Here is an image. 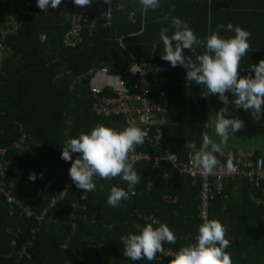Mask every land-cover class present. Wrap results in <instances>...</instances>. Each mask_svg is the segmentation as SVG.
<instances>
[{"label": "trees", "instance_id": "trees-1", "mask_svg": "<svg viewBox=\"0 0 264 264\" xmlns=\"http://www.w3.org/2000/svg\"><path fill=\"white\" fill-rule=\"evenodd\" d=\"M159 2L160 8L143 11L139 0H113V5L92 0L90 7L62 0L57 8L50 5L42 12L37 0H28L27 10L15 8L9 20L0 22V30L5 23L8 28L16 24L19 28L13 35L0 34V43L7 47L0 61V264H169L172 258L133 261L124 256L120 237L137 232V225L143 227L152 219L158 222L154 227L166 223L176 236L174 243L162 245L179 251L194 243L202 222L198 217L199 179L181 174L165 160L157 169L150 163L134 164L141 175L135 195L130 193L129 199L112 207L107 204L111 187L127 190V182L120 176L95 178V190L87 193L70 179L72 161L61 159L67 138L90 132L97 124L117 130L127 126L123 115L107 117L94 110L97 99L90 83L97 74L108 68L133 84L137 78L129 71L131 64L152 57L167 66V71L154 76H162L166 83L149 99L166 93L162 129L172 151L187 161L190 149L186 143L195 142L199 148L202 134L210 136V128H204L209 95L203 97L204 87L186 80L183 66L172 67L161 58L160 29L168 27L171 36L175 31L171 20L179 17L198 39L206 41L223 25L219 32L223 37L235 35L234 28L240 26L249 29L255 40L256 25L264 19V0ZM74 18L81 27V42L76 47L65 46L63 39ZM229 23L233 31L227 30ZM194 47V53L184 49L185 56L193 60L205 50ZM259 47L262 50L257 45L250 47L242 62L264 53V45ZM242 65L251 68L253 64ZM240 72L241 68L238 76ZM111 91L102 95L116 96ZM145 150L165 156L162 146L147 145ZM239 150L224 148V154L217 157L231 153L236 159ZM245 150L253 151L257 159L264 158V152ZM78 155L72 153V159ZM32 172L34 182L29 180ZM153 172L168 176L149 187L148 175ZM241 177L230 184L229 198L221 195L212 203L210 219L227 227L225 238L231 244L225 251L233 264H264V204L257 202L264 199L263 188Z\"/></svg>", "mask_w": 264, "mask_h": 264}, {"label": "clouds", "instance_id": "clouds-1", "mask_svg": "<svg viewBox=\"0 0 264 264\" xmlns=\"http://www.w3.org/2000/svg\"><path fill=\"white\" fill-rule=\"evenodd\" d=\"M62 0H37V6L42 12H47L49 4L57 8ZM106 3L109 0H105ZM143 11L158 9L161 7L159 0H139ZM92 0H74L79 7L91 6ZM123 5L121 4V8ZM173 9L175 6H172ZM167 19V17H165ZM171 27L175 29L171 36L168 35V27H162L159 33V41L163 43L161 58L169 62L172 67L183 66L186 69V80L202 85L203 97L209 94L218 95L223 102L216 112L214 127L220 137L219 142H214L207 132L202 134V143L199 148L195 142H187L186 148L192 150L193 163L203 173L213 174L217 168H221L225 174L231 175L238 171L233 162L235 157L229 153L226 163L221 165L217 154L223 155L230 135L245 127L244 121L238 116L228 114V105L236 109L250 110L253 119L259 121L264 115V59L258 64H253L250 74L238 76L241 58L248 53L250 48L249 37L251 32L240 26L229 23L228 31H233L232 37L219 35L218 26L207 38L198 39L187 22L179 17H173ZM194 45L201 46L205 50L193 60L191 55L185 56L184 49L196 51ZM254 72V75L251 74ZM226 93L234 97L229 100ZM213 121L210 117L205 122L204 128H211ZM146 132L140 127L129 125L117 130L111 126L97 124L90 132H81L79 136L69 137L65 140L61 159L72 161L69 168V176L78 189L89 193L95 190V178L109 179L120 176L127 182V190L119 186H112L107 197V204L118 207L122 200H127L135 195V186L140 182L141 175L134 168L138 159H130L129 153L134 146H142L145 142ZM72 153L79 155L73 160ZM264 165V161L258 162ZM43 173H41V179ZM29 180L35 181L36 174H29ZM86 198V196L81 197ZM152 219L143 227L137 225V232L121 236L124 256L133 261L156 259V254L170 255L169 264H233L230 253L225 251L230 247V240L225 238L227 227L218 219H208L205 215L203 223L199 226V234L196 242L183 246L175 253H169L162 246V242L172 244L176 240L174 232L166 223H159Z\"/></svg>", "mask_w": 264, "mask_h": 264}, {"label": "built area", "instance_id": "built-area-1", "mask_svg": "<svg viewBox=\"0 0 264 264\" xmlns=\"http://www.w3.org/2000/svg\"><path fill=\"white\" fill-rule=\"evenodd\" d=\"M109 4L113 5V0H109ZM109 18L112 17L111 10L109 11ZM80 24L73 20V27L65 34L63 43L65 46H77L81 42L80 38ZM19 28L16 24L15 28L9 27L3 37L16 34ZM5 44L0 43V59L2 52L6 51ZM133 77L137 78V82L129 84L125 81L123 75L110 73L108 68L102 69L96 79L92 81V91L97 99L94 110L102 116L123 115L127 126L134 125L140 127L146 132L144 144L134 146L133 151L129 153L130 159H138V163H150L152 169L161 168V161L165 160L178 169L181 174L191 177L193 180L199 179V212L198 217L203 223V217L206 215L210 219V207L212 203L221 195H227V190L230 184L241 178H249L256 188H263L264 192V165H259L258 162L264 161V158L257 159L255 153L251 150L241 149L238 151L234 163L238 171L234 174L228 175L223 172L221 168H217L213 174L203 173L202 169H197L193 163L192 150L188 153L187 161L180 160L179 156L172 151V145L166 140L162 126L165 123V110L168 107L166 93L161 91L152 101L149 99L151 93L166 83V79L162 76L155 78L159 73L167 71V66L154 62V57L151 60L139 63L133 62L129 68ZM106 90H112L116 96L106 98L102 93ZM130 95V96H128ZM126 126V127H127ZM150 145L152 147L162 146L165 150V156L159 157L151 155L145 150V147ZM142 148V149H140ZM221 165L226 163L228 156L217 157ZM168 176L167 172H153L148 175V186H154L159 180ZM263 186V187H262ZM259 204H264L263 198H258ZM194 237V243L196 237ZM169 253H175L169 246L162 245ZM164 258H172L170 255L166 256L162 253L156 254V260L161 261Z\"/></svg>", "mask_w": 264, "mask_h": 264}, {"label": "crops", "instance_id": "crops-1", "mask_svg": "<svg viewBox=\"0 0 264 264\" xmlns=\"http://www.w3.org/2000/svg\"><path fill=\"white\" fill-rule=\"evenodd\" d=\"M14 3V0H13ZM15 4V3H14ZM51 4H49L50 6ZM28 6V0H16V8H20L23 11L27 10ZM262 21H259L256 25V39L252 40V34L249 39L250 47L253 48V46L258 47L259 50H262V47L264 45V19H261ZM2 23V22H1ZM8 29V25L5 23V25H2V29L0 31ZM249 31V29H246ZM234 35H229V37H232ZM258 57V58H257ZM261 59H264V53H258L253 56L252 59H249L250 61L244 60L242 62L241 60V76H244V73H250V68H246L242 63L246 64H258ZM184 68V67H183ZM186 69L184 68V72ZM253 73V72H251ZM229 96V100H233L234 97L231 93H226ZM209 111H208V119L210 117L211 121H214L216 119V112L219 111L221 107H224L223 102L219 99L218 95H212L209 94ZM228 114L238 116L240 119L244 121L245 127L239 131H237L235 134L230 135L227 146L225 148H239V149H253L258 150L259 152H264V146L257 147V144L260 143L261 138H264V115L261 116L259 121H256L253 119L252 115L249 111H245L243 109H236L231 104L228 105ZM262 111H264V105H262ZM207 119V120H208ZM213 126L210 128V138L214 142H219L220 137L216 134L215 128L213 129ZM258 136H261V138H258Z\"/></svg>", "mask_w": 264, "mask_h": 264}, {"label": "rangeland", "instance_id": "rangeland-1", "mask_svg": "<svg viewBox=\"0 0 264 264\" xmlns=\"http://www.w3.org/2000/svg\"><path fill=\"white\" fill-rule=\"evenodd\" d=\"M15 4L13 7V3H11V0H0V22H6L12 17L13 11L15 10ZM6 30L0 31V34L3 37V33H6ZM3 57L0 59L2 61ZM92 82L90 83L91 86ZM130 96V95H128ZM215 127L213 126V129ZM258 138H261V136H258ZM260 143L257 144V147L264 146V138L259 139Z\"/></svg>", "mask_w": 264, "mask_h": 264}]
</instances>
